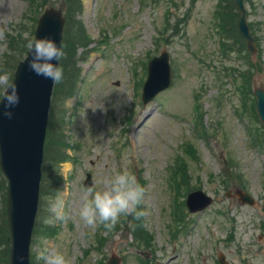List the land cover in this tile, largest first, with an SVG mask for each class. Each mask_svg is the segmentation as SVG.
Wrapping results in <instances>:
<instances>
[{
    "label": "rangeland",
    "instance_id": "rangeland-1",
    "mask_svg": "<svg viewBox=\"0 0 264 264\" xmlns=\"http://www.w3.org/2000/svg\"><path fill=\"white\" fill-rule=\"evenodd\" d=\"M47 1L41 11L66 2ZM222 2L228 6L227 0H82L76 19L92 42L78 48L76 94L57 103L71 155L61 164L58 190L68 219L45 224L53 196H40L31 264H44L43 247L63 252L69 264H105L114 252L122 264H220V253L227 264H264V126L248 99L252 89L239 88L245 81L239 71H252L245 51L238 54L230 42L226 53L219 45L224 35L215 13ZM245 2L264 69V0ZM40 14L28 0H0V73L12 81L24 52L21 44V54H13L8 40L19 32L17 44L33 39V17ZM163 49L170 53L173 83L144 103L148 62ZM188 143L195 145L192 154ZM179 156H186L190 182L184 199L195 189L214 198L204 212L176 208L186 177L182 169L175 173L181 182L171 179ZM125 169L145 188L144 228L152 235L151 246L145 237L139 241L131 215L111 231L90 228L78 216L87 173L100 189ZM238 189L250 193L255 204L241 202ZM6 201L0 191V210ZM5 249L1 244L0 264H9Z\"/></svg>",
    "mask_w": 264,
    "mask_h": 264
},
{
    "label": "water",
    "instance_id": "water-1",
    "mask_svg": "<svg viewBox=\"0 0 264 264\" xmlns=\"http://www.w3.org/2000/svg\"><path fill=\"white\" fill-rule=\"evenodd\" d=\"M240 10L238 28L247 41V47L256 61L257 46L251 32L244 0H235ZM66 18L62 8L48 7L39 17L35 38L49 37L62 48ZM27 56L19 62L13 82L20 94V103L13 109V118L2 115L0 105V166L9 180L7 217L11 237L9 264H17V257L30 262L32 232L39 205L40 183L43 172L44 144L51 106L54 82L30 71ZM60 63V62H59ZM253 82L257 98V111L264 124V75L259 74ZM172 83V68L169 54L163 50L148 66V77L143 87V100L148 103L160 91ZM90 174L86 184L92 185ZM243 202L254 203L253 198L238 190ZM212 198L202 190L189 194L188 205L192 211L203 209L212 203ZM223 257V256H222ZM224 258V257H223ZM107 264H121L114 254ZM223 264H227L223 261Z\"/></svg>",
    "mask_w": 264,
    "mask_h": 264
},
{
    "label": "clouds",
    "instance_id": "clouds-1",
    "mask_svg": "<svg viewBox=\"0 0 264 264\" xmlns=\"http://www.w3.org/2000/svg\"><path fill=\"white\" fill-rule=\"evenodd\" d=\"M30 59L27 66L37 76L59 83L64 77V69L59 63L65 55L64 50L49 37L33 38L28 41ZM20 103V94L17 85L7 73H0V105L2 115L8 119L13 118V109ZM104 188L88 187L83 195V202L78 209L79 218L90 228L102 225L106 230H114L121 217L132 215L136 219L146 216L148 213L141 208L145 197V188L134 173L130 170L114 172L106 182ZM48 212L51 214L44 218L45 224H51L55 220L68 219L65 212V202L57 192L48 201ZM39 258L44 264H69L63 252L43 247ZM25 257H17V264H24Z\"/></svg>",
    "mask_w": 264,
    "mask_h": 264
},
{
    "label": "trees",
    "instance_id": "trees-1",
    "mask_svg": "<svg viewBox=\"0 0 264 264\" xmlns=\"http://www.w3.org/2000/svg\"><path fill=\"white\" fill-rule=\"evenodd\" d=\"M28 2L29 7L34 5L39 6V12H41V8H43L48 1L28 0ZM81 9L82 0H67V23L65 26L62 44V49L64 50L65 55L62 57L60 62L64 69V77L61 82L55 83L45 142L44 172L41 183V194L42 196L46 197L55 196L58 192L59 185L63 180L60 175V165L63 161H66L70 158L67 152L68 143L66 142L65 135L62 132L64 127V112L58 109L57 103L64 102L67 98L73 96L76 93V85L79 81V75L81 72L77 65L78 48L80 46L87 47L92 42V37L87 33L83 23L76 19V12L80 11ZM33 10L36 11V9ZM217 15L221 20L219 23L222 25L221 29L226 39V41L221 43L223 49H229L230 44L227 42V40L230 39L233 42V48L236 51L241 52L244 50L243 48L245 47V41L237 29L238 12L233 2H231L229 7L226 6V11ZM33 18L36 21L37 15ZM19 33V35H12L9 38V49L13 54H21V51H18V48L21 47V44H23V52L25 56L28 51L27 43L30 39L27 41L22 40L20 44H17L16 41H19V38L22 36V32ZM24 56L19 59L21 60ZM249 69H253L252 62ZM1 70L6 71L7 69L5 67ZM252 73L253 71H251V74L249 75L246 71L243 73L241 72V77L245 78V81L239 85L242 92L245 91V88H247L248 91L250 90ZM247 95L249 100L250 97L253 99L250 91L247 93ZM202 117L203 116H199L200 122H202ZM197 124L199 125V123ZM187 150H193L192 146L189 145ZM54 174H58V176ZM0 176V191L3 193L4 200H6L8 185L7 180L2 174L1 170ZM50 229L51 228H49V230ZM1 244L6 245L4 252L8 255L10 251V236L5 207L0 210V245Z\"/></svg>",
    "mask_w": 264,
    "mask_h": 264
}]
</instances>
